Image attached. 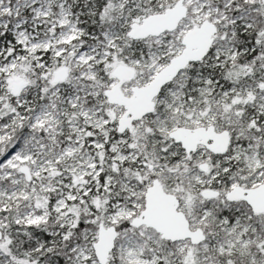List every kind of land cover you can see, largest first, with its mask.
<instances>
[{
    "label": "rangeland",
    "instance_id": "1",
    "mask_svg": "<svg viewBox=\"0 0 264 264\" xmlns=\"http://www.w3.org/2000/svg\"><path fill=\"white\" fill-rule=\"evenodd\" d=\"M175 1L0 0V120L5 119L0 124V210H13L16 221L27 225L58 226L50 243L65 236L80 214L104 228L131 221L144 208L143 193L153 179L177 197L172 169L163 160L185 164V152L168 132L213 125L217 132L232 134L227 151L210 157L196 150V169L187 187L180 186L183 196L177 204L190 229L202 230L204 241L168 246L152 228L122 229L106 264H234L223 257L230 255L264 264V218L254 219L241 203L234 206L225 198L235 185L264 183V53L258 54V65L251 46L234 44L231 36L246 32L251 20L245 14L226 20L211 0H181L187 14L172 32L142 40L128 37L131 42L125 38L132 22ZM259 2L264 8V0ZM205 19L216 26L207 55L178 72L173 85L162 87L154 98L158 111L117 132L123 108L110 105L104 95L117 81L112 68L135 69L132 80L121 84L129 95L133 85L149 82L169 55L179 53L183 33ZM60 67L68 75L52 83ZM220 70L227 82L211 73ZM18 81L24 85L12 99L10 89ZM91 97L96 100L90 104ZM201 162L208 164L206 172L199 171ZM21 166L27 167L29 180ZM234 167L241 173L233 180ZM202 189L219 194L196 219L191 216L194 191ZM220 207L224 212L217 214ZM209 224L219 227L223 239ZM81 232L66 264H100L93 252L97 229ZM8 243L1 233L4 264L11 260ZM34 244V250L44 245Z\"/></svg>",
    "mask_w": 264,
    "mask_h": 264
},
{
    "label": "water",
    "instance_id": "2",
    "mask_svg": "<svg viewBox=\"0 0 264 264\" xmlns=\"http://www.w3.org/2000/svg\"><path fill=\"white\" fill-rule=\"evenodd\" d=\"M186 6L181 0H176L173 6L165 8L160 13L141 18L139 23L132 22L127 36L133 40L159 36L163 32H172L179 22L186 16ZM216 33V26L208 20H203L199 25H195L186 30L181 37L182 49L174 57L159 69L152 79L143 86L133 85L131 93L127 95L120 88L122 82L132 80L135 69L116 65L112 69V76L117 80L110 88L104 90L106 102L110 105H117L123 108V114L117 119V132H123L129 128L135 120H139L146 114L153 112L154 98L167 83L172 82L178 72L184 70L189 63H197L202 60L212 45V37ZM68 75L66 67L58 68L52 78V83L64 81ZM10 92L16 96L19 89L24 85L23 81L12 83ZM168 137L186 153L196 152L198 146H203L214 155H222L227 151L229 145V133L226 130L217 132L213 125L204 127L185 128L178 126L168 132ZM208 164L201 162L198 169L206 172ZM19 170L29 180L30 175L27 167L21 166ZM225 198L229 202L240 200L246 203L255 214L264 213V183L255 187L242 188L235 185L225 192ZM202 198L212 199L218 196V191L213 189H202L199 193ZM143 209L137 217L131 220V225L135 228L141 225L152 228L159 234L161 239L169 242L189 240L191 245H196L204 241L205 237L201 229L191 230L189 222L183 212L177 208L178 200L175 195L164 191L160 181L153 179L143 193ZM116 230L113 226L104 228L98 226L97 239L93 243V252L97 263L106 264L109 251L113 248L116 238Z\"/></svg>",
    "mask_w": 264,
    "mask_h": 264
},
{
    "label": "trees",
    "instance_id": "3",
    "mask_svg": "<svg viewBox=\"0 0 264 264\" xmlns=\"http://www.w3.org/2000/svg\"><path fill=\"white\" fill-rule=\"evenodd\" d=\"M228 0H211V4H213L217 10H222L226 16L227 19H231L234 17H237L238 15H244L245 18H248L251 20V26L246 30V32H238L235 35L231 36V41L236 44H246L247 46H251L253 48L252 53L250 54L251 57L255 58V63L260 65L261 63L258 62V54L264 53V39L262 38L261 34L264 32V8L263 4L259 2V0H231L229 4L226 5ZM100 22V20H99ZM181 22V21H180ZM179 22V25L181 23ZM106 23H103L102 26H104ZM178 25V26H179ZM219 26V24H218ZM93 27H96V24H94ZM229 28V27H227ZM126 39L131 42L132 40L128 39L127 34L125 35ZM172 56L169 55L168 58H171ZM240 59H246L245 56H239ZM189 66L191 64H188ZM213 75H215L217 78H221L223 81L227 82V79L224 78L223 71H211ZM167 83V85H173V82ZM187 87V86H186ZM14 96L12 97V99ZM96 99L91 97L89 99L88 103H92V101H95ZM159 106L156 105L155 112L158 111ZM3 120V119H2ZM0 120V124L4 123V121ZM21 132V131H20ZM151 132L154 134L162 135L159 132H155L151 128ZM231 134V133H229ZM232 135V134H231ZM230 135V136H231ZM230 138V137H229ZM232 138V136H231ZM230 138V139H231ZM204 149L202 146L198 149ZM206 151V150H205ZM208 152V151H207ZM208 154H210L208 152ZM214 156L213 154H210V157ZM172 161H175L173 159ZM184 161L185 164H174L172 163H166L163 160V163L167 168L171 167V181L174 184L175 189L180 190V186L187 187L185 183L188 182V179L191 175V170L196 169L197 159L194 156V153H191L190 156H186L184 153ZM241 171L236 169V167L232 168L230 170V179H236L240 175ZM154 176V175H153ZM152 176V177H153ZM218 188V187H217ZM177 189V190H178ZM226 189V188H225ZM176 190V191H177ZM177 191V197L180 199L183 195L182 191ZM195 194V200L193 206V209L191 211V216L198 219L200 215V211L203 207L207 206V203L209 199L202 198L198 192L194 191ZM238 203H241L249 213L253 214L254 219L264 218V213L262 214H254L252 213L249 206L245 203H243L240 200H236L233 205H238ZM221 208V209H220ZM217 214H221L224 211L222 210V207H220ZM261 225V223H257ZM0 225L3 226V230H0V236L1 233H4L9 238L8 243V249H9V256H11V260L9 264H21L23 261H34L36 260L38 264H66L67 257L71 256L70 249L73 245H75L76 242L80 241L81 237V231L86 228H91L92 230H96L98 228V224L93 223L92 217L90 215H82L80 214L77 222L75 223V226L65 231V236L58 237L55 242H51L50 240L53 239L52 232L54 228H57L58 226L50 225L49 222H43V224H32L27 225L25 223H21L16 221V218L13 216V210H10L9 212L5 210H0ZM211 228L216 227L217 230H219V238L223 239V236L221 235V231L219 227L209 224ZM129 228H132V230H136L132 227L129 220H124L122 223H119L114 227V229L119 233L122 229L129 230ZM215 230V229H214ZM41 241L43 242V246L39 250H34L35 242ZM162 241L168 245L173 246L175 242L171 243L167 240L162 239ZM225 259H229L234 262V264H247L246 260L240 257H236L234 255L230 256H223ZM3 258L0 257V264L2 263Z\"/></svg>",
    "mask_w": 264,
    "mask_h": 264
},
{
    "label": "flooded vegetation",
    "instance_id": "4",
    "mask_svg": "<svg viewBox=\"0 0 264 264\" xmlns=\"http://www.w3.org/2000/svg\"><path fill=\"white\" fill-rule=\"evenodd\" d=\"M167 8H168V7H167ZM178 25H179V24H178ZM177 27H178V26H177ZM212 41H213V37H212ZM209 49H210V48H209ZM171 58H172V57H171ZM189 64H191V63H189ZM187 65H188V64H187ZM187 65H186V66H187ZM120 88H121V84H120ZM116 131H117V130H116ZM199 147H201V145L198 146L197 149H198ZM202 147H203V146H202ZM203 148H204V147H203ZM197 149H196V150H197ZM204 150H206V149L204 148ZM206 151H207V150H206ZM208 152H209V151H208ZM193 153H195V152H193ZM209 153H210V152H209ZM190 154H191V153H190ZM210 154H211V153H210ZM185 155H186V153H185ZM213 155H214V154H213ZM186 156H187V155H186ZM189 156H190V155H189ZM199 193H200V192H199ZM175 196H176V195H175ZM176 198H177V197H176ZM177 200H178V198H177ZM249 208H250V207H249ZM130 223H131V221H130ZM132 227H133V226H132ZM116 233H117V231H116ZM164 240H165V239H164ZM171 243H172V242H171Z\"/></svg>",
    "mask_w": 264,
    "mask_h": 264
}]
</instances>
